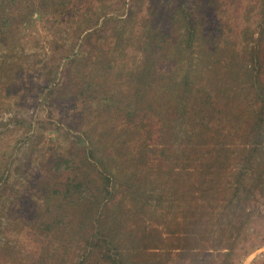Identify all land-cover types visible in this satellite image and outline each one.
I'll list each match as a JSON object with an SVG mask.
<instances>
[{"label":"rangeland","instance_id":"obj_1","mask_svg":"<svg viewBox=\"0 0 264 264\" xmlns=\"http://www.w3.org/2000/svg\"><path fill=\"white\" fill-rule=\"evenodd\" d=\"M9 3L0 264H264V0Z\"/></svg>","mask_w":264,"mask_h":264},{"label":"trees","instance_id":"obj_2","mask_svg":"<svg viewBox=\"0 0 264 264\" xmlns=\"http://www.w3.org/2000/svg\"><path fill=\"white\" fill-rule=\"evenodd\" d=\"M7 1L11 2V3H9V4L12 5V6H14V7H16L17 10H19V11L22 10V8H23V5L21 6V4H22V0H5V2H7ZM26 3H27V2H25V4H26ZM12 10H14V8H13ZM1 12H2V13H1ZM0 16H3V18H4V22H8V20H10V17H6V18H5V15H3V11H0ZM11 19H13V18H11ZM91 20H94V19H91ZM9 23H10V22H9Z\"/></svg>","mask_w":264,"mask_h":264},{"label":"clouds","instance_id":"obj_3","mask_svg":"<svg viewBox=\"0 0 264 264\" xmlns=\"http://www.w3.org/2000/svg\"><path fill=\"white\" fill-rule=\"evenodd\" d=\"M13 106H14V101L12 102ZM13 113L12 112H9L5 115V119H7L8 116H11Z\"/></svg>","mask_w":264,"mask_h":264}]
</instances>
